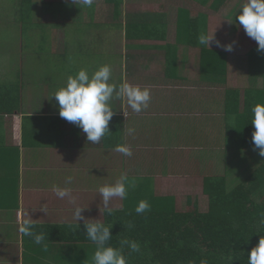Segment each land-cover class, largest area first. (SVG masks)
<instances>
[{
	"label": "crops",
	"instance_id": "0c3cea01",
	"mask_svg": "<svg viewBox=\"0 0 264 264\" xmlns=\"http://www.w3.org/2000/svg\"><path fill=\"white\" fill-rule=\"evenodd\" d=\"M41 1L35 0L32 7L39 8ZM64 1L66 6L72 3ZM93 4L92 11L72 12L60 24L52 14H30L35 18L29 25L40 22L36 29L28 26V32L48 31L49 39L44 36L37 45L24 46L31 60L11 81L20 87L18 110L0 115V264H67L81 259L85 245L45 241V249L22 236L19 224L31 219L34 229L75 226L76 207L86 208L85 218L103 223L105 209L97 189L114 184L122 174L132 186L125 199L110 201L112 209H133L155 196L180 199L194 194L201 200L203 180H229L230 169L240 167L249 151L232 150L225 134L235 118L226 116L227 92L241 93L243 110L245 91L264 89V53L242 26L230 23L243 0H122L118 16L112 2ZM105 6L109 12L104 14ZM60 29L64 41L57 37ZM201 32H215L222 44L235 41L233 50L199 45ZM99 44L109 47L97 64L111 67L110 82L147 87L151 100L140 113L123 100H112L111 133L92 144L80 128L59 116L55 99L48 98L69 75L82 68L91 69V74L100 67L95 64ZM38 48L60 56L50 64L52 72L43 71L48 62H42ZM202 51L226 56L219 67L223 73L200 69ZM73 55L78 56L75 63L68 61ZM245 83L249 86L243 88ZM129 128L135 130L132 135ZM118 144L130 146L132 156L114 151ZM67 177L71 184H66ZM53 185L70 187L74 201L58 198ZM78 223L83 225L82 220Z\"/></svg>",
	"mask_w": 264,
	"mask_h": 264
},
{
	"label": "trees",
	"instance_id": "16d2710c",
	"mask_svg": "<svg viewBox=\"0 0 264 264\" xmlns=\"http://www.w3.org/2000/svg\"><path fill=\"white\" fill-rule=\"evenodd\" d=\"M34 1L21 0L20 21L31 14ZM107 2L114 4L118 16L122 0ZM58 3L43 0L38 4L39 11L43 10L41 5ZM92 8L94 4L90 11ZM42 39L44 37H40ZM200 57L201 70L210 74L223 73L219 67L224 63V54L202 51ZM19 91V84L0 83V115L18 110ZM226 96V116L235 117L233 125L226 127V142L235 151H259L251 140V108L256 103H264V89L246 90L243 110L238 90H229ZM202 193L205 197L201 200L194 194L182 195L180 199L171 195L155 196L151 203L148 202L150 210L139 215L135 208L128 206L113 209L111 215L104 211L103 223L112 226L113 236L108 243L118 248L120 241L127 238L140 244L138 253L124 248L128 264H201L202 260L207 264H247L248 253L264 235V163L231 190L226 176L205 179ZM129 223L133 225L131 229L127 227ZM34 230L43 232L45 241L85 245L82 258L68 260L67 264H92L90 252L93 255L96 246L86 237L83 225L79 230L74 226Z\"/></svg>",
	"mask_w": 264,
	"mask_h": 264
},
{
	"label": "clouds",
	"instance_id": "9594fccd",
	"mask_svg": "<svg viewBox=\"0 0 264 264\" xmlns=\"http://www.w3.org/2000/svg\"><path fill=\"white\" fill-rule=\"evenodd\" d=\"M72 4L79 5V8H91L94 0H71ZM235 21L243 27L245 34L257 42V50L264 51V0H246L237 14ZM216 31V30H215ZM233 41L229 44H222L216 39L215 32L208 34L201 32L198 36V44L211 48L212 44L223 48L225 51L233 50ZM112 77L111 67L107 64L100 66L97 70L89 74L87 69H80L74 75L67 77L66 83L54 90L48 99H55L59 116L68 122L75 124L86 134V141L92 144H99L106 134L111 133L109 122L114 115L111 101L120 99L126 102L134 112L140 113L149 107L151 100L150 89L141 88L139 85H132L121 82L118 86L110 82ZM251 124L253 126L251 140L255 149H259V155L264 157V103H256L251 108ZM134 129L129 128V135L134 133ZM114 151L126 157L132 156L130 146L118 144ZM72 178H66V184H71ZM129 178L122 174L114 184H107L98 187L97 191L103 200L105 212L111 215L113 209L109 207L110 201L114 197L125 199L128 189L131 187ZM51 190L60 199L68 198L74 201L72 189L70 187H60L53 185ZM86 208L76 207L74 218L77 224L75 230L80 229L78 221H83V229L86 237L96 246L92 256V264H128L127 257L124 255V248L127 247L130 253L140 252V244L127 238L120 241V247H113L108 242L112 239L111 228L96 219L85 218L82 215ZM150 210V204L142 200L135 208L136 214H144ZM40 211L47 213L46 208ZM129 229L133 227L131 223L127 225ZM31 219L23 220L18 227L22 236H27L32 241L43 246L45 249V234L37 233L34 230ZM201 264H207L205 260ZM247 264H264V235L260 236L258 243L251 249L247 256Z\"/></svg>",
	"mask_w": 264,
	"mask_h": 264
},
{
	"label": "rangeland",
	"instance_id": "374dc122",
	"mask_svg": "<svg viewBox=\"0 0 264 264\" xmlns=\"http://www.w3.org/2000/svg\"><path fill=\"white\" fill-rule=\"evenodd\" d=\"M54 1H57L59 3L55 5H47V6L41 5L43 8L42 12L52 14L58 21L56 23L59 24L66 23L64 21L66 13L71 14L72 12L73 13L75 12V14H81L83 12H89L91 10V8L80 9L79 5L76 6L72 3L71 5L66 6L65 5L66 3L65 4L63 3L65 1L62 0H54ZM66 1L68 2L69 0ZM102 2L103 0H100V4ZM243 2L246 3V0H243ZM18 8H19V0H0V82L5 81L10 84L12 83L11 81H16V78L21 76L20 68L23 67V63L31 60L30 52H28L24 46L27 45V48H31L33 45H37L39 41H41L39 39L40 36L44 37L48 35V31H44V30L42 32H37V31H34L33 33L28 32V26H32V28H34V26L38 25L36 23L40 21H35L33 22V25H29L30 21H33V17L35 18V14L29 15L30 18L28 16H25L26 21L24 19L23 21H20V17H19L20 14ZM34 10L37 11L39 10V8L32 7V11ZM68 10L69 12H67ZM129 10L134 11V9H129ZM102 11L104 12V14L106 12H109V10L106 9V6L102 9ZM98 23H102V21L99 20ZM58 33H59L57 35L58 39L64 41L65 31L63 29H60ZM38 51H40V48H38ZM105 52L106 53L110 52L108 45L99 44L97 62L95 64L97 63L99 64V62H102L100 59V55L105 54ZM38 56H43V59L41 58V60H43L42 62H48V64L45 65V67H47V71L43 69L44 72H48V71L52 72V70L50 69V64L52 63V61L60 60V56L56 57L54 55H47L44 54V52H42ZM113 58L114 57H111V59ZM77 60H78V56L77 57L74 56L71 57V59H69L68 61L75 63L77 62ZM92 63L93 66H95L94 62ZM102 65H98V66H102ZM87 70L89 71L91 69H87ZM248 86L249 83L248 84L245 83L243 85V88H246ZM236 163L240 164V159H237ZM263 163H264V157H261L259 155L258 150H253V152L248 151V153L244 155V160L242 162V165H240V167L233 166L229 171L230 172L229 180H228L229 190L241 184L245 178H247L255 169H257ZM202 204L204 208L206 205L205 201Z\"/></svg>",
	"mask_w": 264,
	"mask_h": 264
}]
</instances>
